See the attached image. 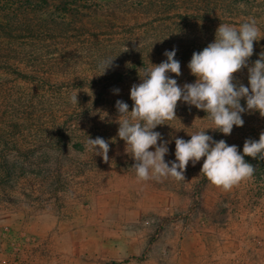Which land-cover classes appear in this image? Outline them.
<instances>
[{"label":"rangeland","instance_id":"obj_1","mask_svg":"<svg viewBox=\"0 0 264 264\" xmlns=\"http://www.w3.org/2000/svg\"><path fill=\"white\" fill-rule=\"evenodd\" d=\"M248 18L261 32L251 66L264 53V0H0V264H264V161L245 156L255 171L229 189L200 173L203 157L184 181H138L116 135L115 102L131 111L148 61L175 48L180 75H169L193 83L192 53L220 23ZM233 77L247 86L246 68ZM175 116L153 129L165 161L175 138L209 124L180 101ZM242 119L228 136L206 134L239 153L264 131L258 113ZM86 136L109 141L108 160Z\"/></svg>","mask_w":264,"mask_h":264},{"label":"clouds","instance_id":"obj_2","mask_svg":"<svg viewBox=\"0 0 264 264\" xmlns=\"http://www.w3.org/2000/svg\"><path fill=\"white\" fill-rule=\"evenodd\" d=\"M260 36L254 18H248L238 26L220 23L214 40L199 52L192 53L187 68L195 80L183 86L169 75H180V63L174 59L175 48L166 50L163 53L165 59L158 65L148 61L149 66L139 76L140 82L129 89L131 111L127 103L115 102L118 114L116 135L124 142L125 153L134 161L130 168L138 181L160 178L184 181L186 166L189 162L196 164L202 157L200 173L214 186L229 189L252 177L255 169L244 161V157L264 161V131L256 140L246 139L238 153L236 145H228L224 139L213 140L206 130L228 136L234 126H243L242 114L258 113L264 117V53L251 66L248 65L253 43ZM113 60L105 58L98 62L97 70L101 75L111 67ZM242 68L247 69V86L234 82L233 74ZM118 91L113 90L114 94ZM76 93L70 100L77 105ZM241 99L245 102L243 106ZM178 101L203 111L209 124L188 135V140L175 138L174 160L165 161L168 142L153 129L167 125L165 121L178 120L175 116ZM85 148L108 160L109 141L102 137H87Z\"/></svg>","mask_w":264,"mask_h":264}]
</instances>
